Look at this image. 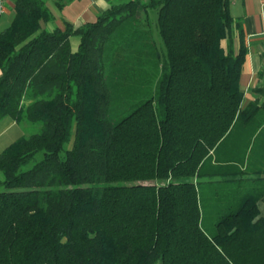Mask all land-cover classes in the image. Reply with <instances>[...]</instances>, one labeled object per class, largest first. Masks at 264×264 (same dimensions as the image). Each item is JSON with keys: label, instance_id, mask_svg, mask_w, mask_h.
Returning <instances> with one entry per match:
<instances>
[{"label": "trees", "instance_id": "trees-1", "mask_svg": "<svg viewBox=\"0 0 264 264\" xmlns=\"http://www.w3.org/2000/svg\"><path fill=\"white\" fill-rule=\"evenodd\" d=\"M230 1L49 31L46 0H15L0 121L38 130L0 152V264H264V103L242 105Z\"/></svg>", "mask_w": 264, "mask_h": 264}, {"label": "crops", "instance_id": "crops-1", "mask_svg": "<svg viewBox=\"0 0 264 264\" xmlns=\"http://www.w3.org/2000/svg\"><path fill=\"white\" fill-rule=\"evenodd\" d=\"M117 1L119 0H46V6L53 19L49 23H43L41 27L52 31L55 28L63 29L65 23L76 27L87 22H95L97 17L108 9L109 5L116 4ZM4 2V11L0 15V19L3 15L11 14L13 16L15 0ZM229 11L234 22L239 23L242 28L247 49L239 80L240 90L244 94L242 105L246 106L254 101L263 104L264 0H231ZM78 46L79 38L71 37V50L76 51ZM226 46L227 41H222V47L226 49ZM234 46L237 51L239 47L237 32H235ZM17 126L18 124L11 118L2 119L0 121V139L8 135L9 132H13ZM260 210L264 212V202L261 203Z\"/></svg>", "mask_w": 264, "mask_h": 264}, {"label": "rangeland", "instance_id": "rangeland-1", "mask_svg": "<svg viewBox=\"0 0 264 264\" xmlns=\"http://www.w3.org/2000/svg\"><path fill=\"white\" fill-rule=\"evenodd\" d=\"M127 1H130V0H119L116 2V4L122 3V2H127ZM11 18H12L11 14H9V16L3 15L1 17V19H0V32H1V30L3 31L9 25ZM37 130H38V126H35L32 124H28V123H24L21 125L18 124V126L15 128V130L13 132H9L8 135H5V137L0 139V151L3 148H6V146L11 144L17 138L22 137V136H29L30 134L36 133ZM64 147H65V149H69L72 146H71V144H67ZM0 180H2V175H0Z\"/></svg>", "mask_w": 264, "mask_h": 264}, {"label": "built area", "instance_id": "built-area-1", "mask_svg": "<svg viewBox=\"0 0 264 264\" xmlns=\"http://www.w3.org/2000/svg\"><path fill=\"white\" fill-rule=\"evenodd\" d=\"M6 0H0V15L3 13L4 11V6H5V2Z\"/></svg>", "mask_w": 264, "mask_h": 264}]
</instances>
